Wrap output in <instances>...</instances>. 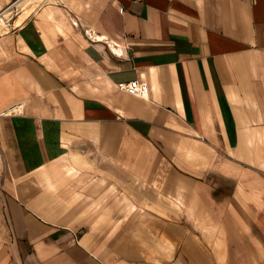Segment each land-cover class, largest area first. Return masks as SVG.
Returning a JSON list of instances; mask_svg holds the SVG:
<instances>
[{"label":"crops","instance_id":"obj_1","mask_svg":"<svg viewBox=\"0 0 264 264\" xmlns=\"http://www.w3.org/2000/svg\"><path fill=\"white\" fill-rule=\"evenodd\" d=\"M5 28L0 264H264V0H49Z\"/></svg>","mask_w":264,"mask_h":264},{"label":"built area","instance_id":"obj_2","mask_svg":"<svg viewBox=\"0 0 264 264\" xmlns=\"http://www.w3.org/2000/svg\"><path fill=\"white\" fill-rule=\"evenodd\" d=\"M19 0H14L8 6L0 11V25H9L16 14L20 13V8L16 5ZM49 0H39L38 5L42 6L47 4ZM119 88L122 90H126L131 94H140L143 95L147 92V86L144 83H141L139 79L131 80L128 82H122L119 84ZM25 108V104L23 102H16L11 105L4 114H19Z\"/></svg>","mask_w":264,"mask_h":264},{"label":"bare ground","instance_id":"obj_3","mask_svg":"<svg viewBox=\"0 0 264 264\" xmlns=\"http://www.w3.org/2000/svg\"><path fill=\"white\" fill-rule=\"evenodd\" d=\"M38 1H39V0H19V1L17 2L16 5L18 6V8H20V7H22V6H25V5H27V4L38 5V4H37ZM5 27H6L5 24L2 25V26L0 27V32H2L3 29H6ZM5 31H6V30H5Z\"/></svg>","mask_w":264,"mask_h":264}]
</instances>
